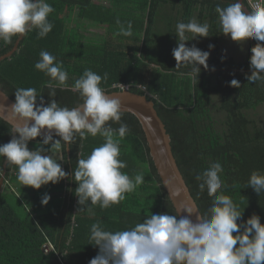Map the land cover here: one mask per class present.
<instances>
[{
	"label": "trees",
	"instance_id": "16d2710c",
	"mask_svg": "<svg viewBox=\"0 0 264 264\" xmlns=\"http://www.w3.org/2000/svg\"><path fill=\"white\" fill-rule=\"evenodd\" d=\"M46 2L54 9L48 17L53 28L46 37H38V30L33 29L13 37L10 44L0 41V57L12 52L0 62V90L15 102L17 88H35L38 95H43L45 105L55 99L59 106L71 109L83 104L79 92L72 90L75 80L86 69L101 77L107 73V81L101 83L105 92L127 87L154 104L170 136L177 166L202 216L209 215L213 198L207 189L200 191L195 177L219 162L223 168V194L243 212L237 223H245L255 214L264 225V191L258 195L248 185L254 171L264 175V82L249 83L246 79L251 75V49L257 41L249 38L245 52L234 55L233 48L241 44L227 41L230 37L223 35L215 12L218 5L227 7L235 0ZM243 4L253 11L249 0H243ZM192 19L209 25V37L194 39L195 34L186 33L184 41L186 47L210 52L208 70L200 66L198 79L188 74L190 67L176 69L172 54L180 42L177 23ZM129 22L132 35H118L121 25L126 29ZM90 25L105 27L103 38L86 37L84 29ZM41 51L51 53L68 73V87L61 88L52 81L54 97H49L53 89L47 87L51 78L34 67ZM233 79L240 82V88L230 86ZM121 122L129 130L122 139L114 137L120 144L119 159L127 164L121 171L133 180L142 174L144 183L106 209L89 204L81 211L73 178L78 159H86L105 142L99 134H89L83 141L77 134L69 146L61 142L59 149L42 145V137L29 142L30 151L48 149L44 154L60 163L67 173L66 179L39 190L22 185L17 179L18 168L0 157V264H89L99 254L98 246H93L90 239L93 224L116 232L133 228L151 214L176 215L137 119L122 113ZM109 125L113 129L120 126L113 122ZM12 135V127L0 119V145L8 143ZM53 139L60 138L54 135ZM45 195L51 199L42 205ZM47 245L51 246L48 251Z\"/></svg>",
	"mask_w": 264,
	"mask_h": 264
},
{
	"label": "clouds",
	"instance_id": "9594fccd",
	"mask_svg": "<svg viewBox=\"0 0 264 264\" xmlns=\"http://www.w3.org/2000/svg\"><path fill=\"white\" fill-rule=\"evenodd\" d=\"M53 11L46 0H0V41L10 44L13 37L26 35L33 29L38 30V37H46L53 28L48 20ZM215 12L224 36L241 45L249 38L257 41L251 49V75L246 79L249 83L264 82V43H260L264 42V0H259L250 14H245L239 0L223 8L218 5ZM176 29L180 41L172 53L177 62L176 69L190 67L188 74L198 79L200 66L208 70L210 52L195 46L186 47L184 41L187 40L186 33L195 34L194 39L209 37V25L192 19L188 23L178 22ZM117 34L131 36V22L126 29L121 25ZM34 67L51 78L47 84L49 89H53L52 81L61 88L68 87L67 71L48 51L40 52V60ZM107 79V73L101 77L86 69L72 86V90L83 98V104L71 109L59 106L55 99L45 105L43 95H38L35 88L15 90L11 112L22 126L16 125L12 139L0 145V157L18 168L17 179L22 185L39 190L67 178L61 164L44 154L48 149L40 147L30 151L29 142L42 137V145L59 149L61 142L70 145L77 134L81 141L89 134L92 137L99 134L105 141L86 159L77 161L73 178L78 185L75 195L81 211L89 204L99 205L102 209L119 204L127 193L134 192L144 183L142 174H137L133 180L121 171L127 164L119 159L120 144L114 137L118 135L122 139L129 130L121 122L120 101L105 95L101 87L102 80L106 82ZM230 86L240 88V82L233 79ZM55 95L54 89L49 92V97ZM109 122L120 126L113 129ZM53 133L60 139L54 140ZM222 172V165L215 162L196 175L200 191L207 189L213 201L208 209L209 215L198 214L195 223L191 217L197 212L184 208L176 215L151 214L129 230L111 232L103 230L99 223L93 224L90 239L93 246H98L99 254L89 264H264V225L255 214L245 223H237L243 212L223 194ZM248 185L259 195L264 191V175L254 171ZM50 199L45 195L42 205H47ZM87 210L91 211V208Z\"/></svg>",
	"mask_w": 264,
	"mask_h": 264
},
{
	"label": "water",
	"instance_id": "95a60500",
	"mask_svg": "<svg viewBox=\"0 0 264 264\" xmlns=\"http://www.w3.org/2000/svg\"><path fill=\"white\" fill-rule=\"evenodd\" d=\"M239 2L245 14H250L248 8L243 4V0H239ZM11 54L12 52L1 56L0 62ZM105 95L112 99H118L121 103V112L131 114L137 119L145 136L150 158L176 214L178 211L182 212L184 208H192L197 213H194L191 219L194 223L197 222V215L202 214L177 166L172 153L170 136L167 134L154 104L148 101L145 96L134 94L127 89L112 93L105 92ZM14 103L0 90V119L12 127L13 135H15L14 127L21 124L18 119H14L11 112V106ZM173 193H179V195L175 196ZM181 215H186V213H181Z\"/></svg>",
	"mask_w": 264,
	"mask_h": 264
},
{
	"label": "rangeland",
	"instance_id": "374dc122",
	"mask_svg": "<svg viewBox=\"0 0 264 264\" xmlns=\"http://www.w3.org/2000/svg\"><path fill=\"white\" fill-rule=\"evenodd\" d=\"M86 31V37L90 38V39H93V38H96V39H100V38H103L104 36V33L106 31L105 27H97V26H87L86 29H84ZM227 41H232L230 38L227 39ZM230 44V42L228 43V45ZM245 43L242 44V45H239L237 46L236 48H233V52H234V55H237L238 53H241V52H245ZM224 53V51H223ZM238 56V55H237ZM49 245H47L45 247L48 248Z\"/></svg>",
	"mask_w": 264,
	"mask_h": 264
},
{
	"label": "built area",
	"instance_id": "2783aa9c",
	"mask_svg": "<svg viewBox=\"0 0 264 264\" xmlns=\"http://www.w3.org/2000/svg\"><path fill=\"white\" fill-rule=\"evenodd\" d=\"M256 3H258V2H253V3H251V7H252V9H253V6H254ZM121 89H127V87H121ZM49 247H51V246H49ZM49 247L46 248L47 251L50 250ZM46 250H45V252H46Z\"/></svg>",
	"mask_w": 264,
	"mask_h": 264
},
{
	"label": "crops",
	"instance_id": "0c3cea01",
	"mask_svg": "<svg viewBox=\"0 0 264 264\" xmlns=\"http://www.w3.org/2000/svg\"><path fill=\"white\" fill-rule=\"evenodd\" d=\"M253 1L259 2V0H249L250 5H251V3H252ZM251 8H252V7H251ZM252 10H253V9H252Z\"/></svg>",
	"mask_w": 264,
	"mask_h": 264
}]
</instances>
